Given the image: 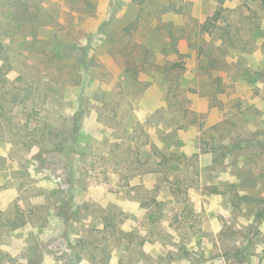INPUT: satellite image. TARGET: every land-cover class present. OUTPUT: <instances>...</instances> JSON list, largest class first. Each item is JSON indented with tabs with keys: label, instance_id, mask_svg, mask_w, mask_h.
<instances>
[{
	"label": "rangeland",
	"instance_id": "1",
	"mask_svg": "<svg viewBox=\"0 0 264 264\" xmlns=\"http://www.w3.org/2000/svg\"><path fill=\"white\" fill-rule=\"evenodd\" d=\"M0 44V264H264V4L0 0Z\"/></svg>",
	"mask_w": 264,
	"mask_h": 264
},
{
	"label": "trees",
	"instance_id": "2",
	"mask_svg": "<svg viewBox=\"0 0 264 264\" xmlns=\"http://www.w3.org/2000/svg\"><path fill=\"white\" fill-rule=\"evenodd\" d=\"M262 4H264V0H259ZM223 18L222 16V10L217 9L215 13L207 18V20L202 24V30L205 32H210L213 30L217 25L218 22ZM83 54L81 55V60H86V50L87 47L83 48ZM2 51V44H0V53ZM79 124H80V116L77 115L72 120V125L69 127L62 128V130L58 133L62 135V140H60L58 143L60 144L61 148H68V149H75V143H76V137L79 132ZM57 143V144H58ZM147 142H142L141 144H137L136 148L133 149V151L140 150L143 154V157L146 159L145 162H149L150 159V150L146 149L145 146L147 145ZM152 149H154L159 155V160L155 158L154 164H156L157 171L161 174H167L169 172V187L171 188V195H175V197H178L180 194V190L182 189H188L190 187L189 184L185 183V174L181 176V171L184 170L182 168H188V162H184V160H181L179 163H177V158H174V155H177L176 152H172L170 154H167L166 151H164V148H161L155 143H152ZM122 147V146H121ZM83 154V152H82ZM180 154V153H179ZM182 156H185L184 154H181ZM143 158L139 157L136 160L129 159V156L122 157L121 155H118L117 158V167H120V169L127 168L129 163H134V161L141 162ZM136 162V163H137ZM145 162H143L141 165L145 166ZM184 162V164H183ZM187 164V166H186ZM140 166V165H139ZM187 170V169H186ZM183 181V182H182ZM81 257V255H80ZM79 257V258H80Z\"/></svg>",
	"mask_w": 264,
	"mask_h": 264
}]
</instances>
